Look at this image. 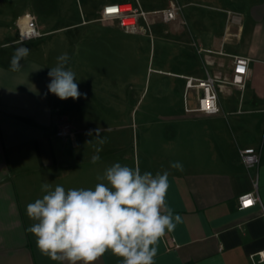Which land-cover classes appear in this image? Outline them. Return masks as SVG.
<instances>
[{
  "label": "crops",
  "instance_id": "1",
  "mask_svg": "<svg viewBox=\"0 0 264 264\" xmlns=\"http://www.w3.org/2000/svg\"><path fill=\"white\" fill-rule=\"evenodd\" d=\"M128 1L89 0L87 7L82 6L81 19L53 29L37 16L44 34L69 33L73 47L69 69L82 94L76 100L61 101L48 91L53 64L46 56L29 53L19 70L12 71L15 50L6 48L20 42L0 33V264H60L43 255L35 236L26 230L34 223L26 205L42 197L44 183L66 190L92 188L103 182L97 178L114 163L142 173L169 174L167 207L182 220L158 241L155 264H264L251 258L264 249V0H198L217 8L187 9V27L182 29H187L183 32L189 40L187 48L195 37L197 54L182 57L175 64L178 71H168V76L183 80L184 94L181 75L221 79L233 73L234 55L252 59L243 92L235 86L220 88V113L176 115L175 107L168 104V114L140 118L135 113L137 104L128 101L115 104L111 116L102 101L96 103L100 111L91 113L92 95L97 90L98 97L92 100L99 101L105 91L92 78L101 73L93 69H100L102 60L101 55L91 56L92 25L101 23L97 19L104 5ZM22 3L26 12L33 6L46 12L54 0ZM217 10L240 17L228 18L227 13L219 17ZM102 26L122 30L117 23ZM221 49L224 54L218 53ZM94 61L99 65L94 66ZM193 100L195 107L197 100ZM64 120L73 132L61 138L56 132ZM244 132H250L249 138H242ZM245 147L261 151L259 165L243 164L240 151ZM94 155L100 157L95 164ZM174 162L182 164L183 170L171 167ZM255 179L260 203L239 209V197L254 190ZM95 264H122V258L108 251Z\"/></svg>",
  "mask_w": 264,
  "mask_h": 264
},
{
  "label": "clouds",
  "instance_id": "2",
  "mask_svg": "<svg viewBox=\"0 0 264 264\" xmlns=\"http://www.w3.org/2000/svg\"><path fill=\"white\" fill-rule=\"evenodd\" d=\"M29 52L27 47L15 50L12 71L19 70ZM68 60L62 53L48 72V91L60 100L82 95L75 73L65 67ZM99 159L94 155L91 162ZM171 167L183 170L179 162ZM168 175L114 163L92 188L66 190L44 183L42 197L26 205L34 222L26 230L35 236L38 250L60 264H95L108 251L122 264H155L158 241L182 220L167 207Z\"/></svg>",
  "mask_w": 264,
  "mask_h": 264
},
{
  "label": "rangeland",
  "instance_id": "3",
  "mask_svg": "<svg viewBox=\"0 0 264 264\" xmlns=\"http://www.w3.org/2000/svg\"><path fill=\"white\" fill-rule=\"evenodd\" d=\"M168 1L140 0L146 9L167 5ZM173 1H177L183 6L182 20L186 19L187 9L195 11L198 7L217 8L208 7L211 5L201 3L198 0ZM22 2L24 0H0V22L3 27L0 33L8 35L11 40L18 39V26L15 19L27 10ZM88 2L89 0L86 2L85 0H54V4L50 6L52 8L49 11L46 10L45 12L42 11V8L38 9L34 6L29 10L35 12L40 22L46 20L49 26L48 28L53 29L56 26L68 25L76 19H81L82 6L87 7ZM216 12L219 17H225L226 13L228 18L240 17L239 14L231 13L227 10L225 12L217 10ZM178 21L171 23L158 22L151 27V31L138 34L126 33L120 29L113 30L104 28L101 21H99L101 23L92 25L95 26V32L92 33L93 41H90V45H92L90 47L94 49L91 56L93 59H97V56L101 55L102 58L101 62H99L101 68L93 69V71H99L101 73L98 78L95 75L92 78L105 91L99 94L102 100L96 101L97 99L92 100V98H97L98 92L93 89L95 92L91 98V113H98L100 111V105L96 103L101 101L107 106V109L104 111L108 112V116L114 113L115 104L121 101L137 104L135 113L137 112L140 118H159L166 115L168 114V104L175 107L173 113L176 115L185 111L184 83L181 82L183 80L174 76H168V71H178L175 64L179 63L184 56L192 57L197 54V49L192 44L195 37H191L190 39V48L186 47V42L189 40L186 39L183 32L187 29L183 31L182 27L186 28L187 26L186 23L181 24ZM68 34V32L54 33L52 35L44 34L37 39L14 44L6 49L16 50L20 47H27L30 50V54L50 58L53 64L52 67H54L57 64V57L59 55L67 53L70 56L69 54H72L73 47ZM215 52L211 50L207 53L213 54ZM218 53L224 54V51L221 49ZM96 63L98 62L94 61V66H96ZM69 66L70 62L68 61L65 67L69 69ZM221 79L225 81L222 84L223 86H235L233 84V73ZM246 86L247 83L244 88L235 87L243 92ZM54 97L59 99L55 95ZM61 101L67 102L69 99ZM192 102H194L193 91L190 93V103ZM66 124L72 127L67 120L61 123V125ZM203 134L205 135V143L209 144L206 142L208 138L206 132ZM249 136L250 132H244L242 138L247 139Z\"/></svg>",
  "mask_w": 264,
  "mask_h": 264
},
{
  "label": "built area",
  "instance_id": "4",
  "mask_svg": "<svg viewBox=\"0 0 264 264\" xmlns=\"http://www.w3.org/2000/svg\"><path fill=\"white\" fill-rule=\"evenodd\" d=\"M183 6L177 1H171L169 5L160 9L148 10L143 4L136 0L135 2L108 3L103 6L100 18L102 23H117L126 33H146L151 31V27L158 23H171L182 20ZM18 26V42H26L42 37L44 33L38 25V18L32 12H26L20 17ZM210 52V50H206ZM234 82L235 86L244 88L249 74L251 58L243 55H234ZM185 79V111L202 112L208 115H215L221 112L219 104V90L225 83L222 79L207 75L205 78L193 75H181ZM193 91V97L197 100L195 107L191 106L190 93ZM68 124L61 125L57 130V135L61 138L70 136L73 132ZM242 162L247 167L259 165L261 162V151L255 147H245L240 151ZM254 190L245 193L239 197V209H245L257 203H260L258 193V181H254ZM246 201L251 203L246 204ZM170 243L177 246L174 237H170ZM256 263L264 262V249L251 255Z\"/></svg>",
  "mask_w": 264,
  "mask_h": 264
},
{
  "label": "snow or ice",
  "instance_id": "5",
  "mask_svg": "<svg viewBox=\"0 0 264 264\" xmlns=\"http://www.w3.org/2000/svg\"><path fill=\"white\" fill-rule=\"evenodd\" d=\"M251 203V201H246V204Z\"/></svg>",
  "mask_w": 264,
  "mask_h": 264
}]
</instances>
